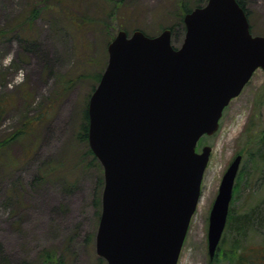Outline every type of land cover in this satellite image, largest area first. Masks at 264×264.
<instances>
[{
  "label": "water",
  "instance_id": "1",
  "mask_svg": "<svg viewBox=\"0 0 264 264\" xmlns=\"http://www.w3.org/2000/svg\"><path fill=\"white\" fill-rule=\"evenodd\" d=\"M184 24L177 49L169 29L120 31L89 101V145L104 170L95 244L107 264H178L212 152L197 145L264 70V36L251 34L237 0H208ZM241 163H230L210 212L211 260Z\"/></svg>",
  "mask_w": 264,
  "mask_h": 264
},
{
  "label": "rangeland",
  "instance_id": "2",
  "mask_svg": "<svg viewBox=\"0 0 264 264\" xmlns=\"http://www.w3.org/2000/svg\"><path fill=\"white\" fill-rule=\"evenodd\" d=\"M67 1L76 4L72 0ZM74 1L83 3V12L93 21L83 31L68 29L67 19L58 16L59 9L55 7L54 0H0V100L11 102L1 123L0 138L17 131L18 119L26 114L28 103H32L34 109L44 103L56 79L65 75L88 74L93 68H98L104 58L107 57L108 61L104 45L108 37H115L123 28L130 32L144 29L152 35L161 33L175 23L176 14H180L181 0ZM184 1L192 6L198 0ZM243 1L253 34L264 36V0ZM36 4L48 8L24 27L28 20L26 14ZM29 25L32 28H27ZM182 39H173L174 45L179 46ZM83 47L89 49L83 50ZM9 55L12 59L5 63ZM83 55L95 59L94 66L86 65ZM83 83L79 82L70 91L33 136L12 144L9 152L14 165H9L8 157L0 162V264L4 261L40 264L38 257L48 248L63 252L68 264H107L98 256L95 244L100 222V218H95L97 209L91 199L96 173L81 167L76 186H73V181L63 185V180L58 178L42 183L35 181L42 162H57L67 152V142L71 140L90 81ZM251 118L261 124L259 132L264 129L262 69L255 72L242 93L231 101L217 133L203 138L199 145V152L204 146H210L212 152L200 201L178 264H209L210 212L222 178L237 155H242L243 160L235 181L231 211L235 215L243 214L260 201L264 208V163H260L258 153L256 164L247 157L248 153L256 151L248 137ZM33 146L35 149L29 155ZM6 149L7 145H0V150ZM233 235L226 233L227 243L223 250L217 252L220 264L224 263L223 252L230 254V245L235 240L242 246L264 245V224L259 232L246 234L248 237Z\"/></svg>",
  "mask_w": 264,
  "mask_h": 264
},
{
  "label": "trees",
  "instance_id": "3",
  "mask_svg": "<svg viewBox=\"0 0 264 264\" xmlns=\"http://www.w3.org/2000/svg\"><path fill=\"white\" fill-rule=\"evenodd\" d=\"M39 1V0H35ZM207 0H198L192 6L188 4V2L179 1V12L180 14H176L175 23H172L166 29H170L172 31V38L173 39H181L184 37L186 29L184 25V16L191 12V10L195 7H201L206 3ZM240 5L246 9L243 0H237ZM55 7L58 10V16H64L67 19L68 29L69 30H76V31H83L89 25L93 24L91 17L87 15V13L83 12L82 6L83 3H77V1L72 0L71 2H76V4L69 3L67 0H54ZM41 3H43L41 1ZM79 5V6H78ZM195 6V7H194ZM39 8V9H37ZM48 6L44 5L38 7L37 4L34 7H31V10L26 14L28 18L27 23L23 25L26 27L28 24L34 22L36 19L40 17L43 11H46ZM64 10L65 12H62ZM75 13H74V12ZM27 28H32L29 25ZM107 30H109L108 25H106ZM23 29V28H22ZM128 33L130 30L123 28ZM160 29H163L161 27ZM11 31H15V29L11 28ZM25 29H23L24 31ZM136 30V29H135ZM141 30V29H140ZM134 31V30H133ZM145 34L149 36H154L144 29L142 30ZM253 32V30L251 29ZM156 35V34H155ZM180 35V38H177ZM2 36V34H0ZM112 37H108L107 42L104 41V45L106 52L108 45L112 41ZM183 40V39H182ZM83 50H88L89 48L83 47ZM104 49V51H105ZM106 52L104 54H106ZM105 56V55H104ZM83 60H85V64L94 66L93 62L96 61L92 58H87L83 55ZM98 68H93L88 74H76V75H69L63 76L60 79H56L54 87L51 88L50 95L43 101L44 103L39 104L36 109L32 106V103H28L26 107V114L18 119L17 122V131L9 134L6 138H0V145L5 144L7 145V149L2 151L0 150V162L4 158L7 160L9 159V165H14V161L10 156L11 153L9 152L12 144L18 141H22L23 139L30 138L35 134L42 126L44 122L49 119L53 113L58 109L62 100H64L70 91L79 83L82 84L83 81L89 80L90 83L87 86V93L84 96L83 103L81 104L80 112L77 119V124L75 129L72 132L71 140L67 142V152L64 153V157H62L59 161L52 162H42L39 166L37 174L35 176V181L42 183L50 181L52 178H58L63 180V185L67 183H71L73 181V186H76L78 182V175L80 168L83 167L84 169L94 171L96 173V182H95V189L92 193V202L93 205L96 207L97 211H95V218L99 220L102 210V193L104 187V172L101 164L99 163L98 159L94 155L93 151L91 150L88 142V133H89V115H88V105L89 100L92 93L95 91L102 74L107 66V57L104 58L103 62H100L97 65ZM96 69V70H95ZM86 71V70H85ZM27 101V99L25 98ZM11 102L2 99L0 100V127L3 120V117L7 115L10 109ZM254 118H251L249 121V143L254 146L256 151H252L248 153L250 159L254 160L256 164V155L258 153L260 163H264V129H261V133L258 131L261 124L259 122H254ZM31 135V136H30ZM30 136V137H28ZM35 146L29 149V155L34 151ZM28 155V152H27ZM6 156V158H5ZM258 164V161H257ZM258 167V166H257ZM241 173V171H240ZM258 202L254 206L247 209L243 214L235 215L233 211H229L228 222L224 232V236L220 243L218 251L221 249L223 250V245L227 243L226 240V233L229 234H238L242 237H248L246 234H252L259 232V229L264 224V208L262 204ZM233 235V236H234ZM241 237V238H242ZM92 235V239H93ZM238 239V238H237ZM233 240V238H232ZM54 248L44 249L43 252L39 255V263L40 264H68V260L64 257L63 252L60 253V250H52ZM223 264H264V245L260 247H255L252 245H244L239 241H234L230 245V254L223 252ZM4 261V260H3ZM101 261H103L101 259ZM220 260L218 259V253L214 260L209 259V264H220ZM2 264H10L7 261H4Z\"/></svg>",
  "mask_w": 264,
  "mask_h": 264
},
{
  "label": "clouds",
  "instance_id": "4",
  "mask_svg": "<svg viewBox=\"0 0 264 264\" xmlns=\"http://www.w3.org/2000/svg\"><path fill=\"white\" fill-rule=\"evenodd\" d=\"M11 59H12V57H11V55H9V56H7L6 58H5V63H8V62H10L11 61Z\"/></svg>",
  "mask_w": 264,
  "mask_h": 264
}]
</instances>
